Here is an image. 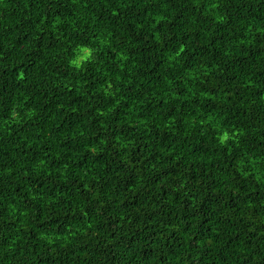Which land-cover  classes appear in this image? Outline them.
Here are the masks:
<instances>
[{"label":"trees","instance_id":"trees-1","mask_svg":"<svg viewBox=\"0 0 264 264\" xmlns=\"http://www.w3.org/2000/svg\"><path fill=\"white\" fill-rule=\"evenodd\" d=\"M0 264H264V0H0Z\"/></svg>","mask_w":264,"mask_h":264}]
</instances>
